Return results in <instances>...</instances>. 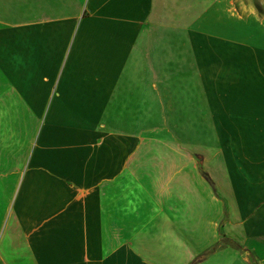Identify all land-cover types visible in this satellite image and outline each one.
Masks as SVG:
<instances>
[{"label": "crops", "instance_id": "crops-1", "mask_svg": "<svg viewBox=\"0 0 264 264\" xmlns=\"http://www.w3.org/2000/svg\"><path fill=\"white\" fill-rule=\"evenodd\" d=\"M235 1L0 0V264H264V0Z\"/></svg>", "mask_w": 264, "mask_h": 264}, {"label": "rangeland", "instance_id": "rangeland-1", "mask_svg": "<svg viewBox=\"0 0 264 264\" xmlns=\"http://www.w3.org/2000/svg\"><path fill=\"white\" fill-rule=\"evenodd\" d=\"M248 3V4H247ZM246 4L250 7V10L253 11L256 15H259L262 11V0H243V3L241 0H236L235 1V6L239 10H244V5ZM218 243L214 247V249H217L219 247H223L225 245H230V243L223 237L222 231H218Z\"/></svg>", "mask_w": 264, "mask_h": 264}, {"label": "trees", "instance_id": "trees-1", "mask_svg": "<svg viewBox=\"0 0 264 264\" xmlns=\"http://www.w3.org/2000/svg\"><path fill=\"white\" fill-rule=\"evenodd\" d=\"M202 176L204 177V179L208 182V184L212 187L213 191L215 192L214 186L212 181L210 180L209 176L205 173L202 172ZM206 254H203L202 256H205Z\"/></svg>", "mask_w": 264, "mask_h": 264}]
</instances>
